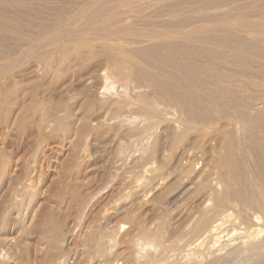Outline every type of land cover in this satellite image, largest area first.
<instances>
[{
    "label": "bare ground",
    "instance_id": "bare-ground-1",
    "mask_svg": "<svg viewBox=\"0 0 264 264\" xmlns=\"http://www.w3.org/2000/svg\"><path fill=\"white\" fill-rule=\"evenodd\" d=\"M17 126L72 147L75 163L60 187L70 199L42 212L37 192L14 196L0 217V264H18L20 251L22 264H114L120 245L132 264H172L180 252V264H264V0H0V131ZM107 130L145 137L146 149L131 157L135 174L105 186L112 202L80 213L73 251L70 213L91 185L72 174ZM179 154L191 160L175 170ZM184 198L199 208L172 255L138 207ZM12 215L19 240L8 237ZM226 238L235 244L222 256Z\"/></svg>",
    "mask_w": 264,
    "mask_h": 264
},
{
    "label": "rangeland",
    "instance_id": "rangeland-1",
    "mask_svg": "<svg viewBox=\"0 0 264 264\" xmlns=\"http://www.w3.org/2000/svg\"><path fill=\"white\" fill-rule=\"evenodd\" d=\"M31 76H32V73H31ZM81 87H82V84H76L74 89L71 88V89L66 90V91H65V88L62 87L64 90L59 91L58 96L61 97L63 95V97L65 96L64 99H68L69 95L77 93ZM136 116L137 115H135V117ZM132 117L134 118V114ZM22 124H23V122H22ZM19 127L21 128V126H19ZM27 127H25V129L23 128L21 130L20 128L18 129V126H17V127H15L16 129L14 128L9 133V135L8 134H6V135L2 134V132L0 131V173L3 171L2 169L4 168V165H2V164H7V163L10 164V169L7 170V174H6L5 178L3 177L4 179L2 178L3 180L1 182V184L2 183L3 184L1 185V190H0V217H1L2 213L4 211H6V209L9 208V206L13 203L12 201L14 200V196L15 197L17 196L18 198L22 199L23 196L26 195L28 190L33 191V192H37L38 195L40 196V199L38 196V199L35 203H36V207L39 208V210H41L42 212H43V210L45 211V210L49 209V207H51L55 204L57 205L60 202V200L63 199L64 197L65 198L67 197L68 199H70L69 194L66 193V195H67L66 196L64 194L65 192H63L64 190L60 191V187H61L63 181L65 179H67L68 176L69 177L71 176L72 164L75 163V162L72 163V153H73L72 150H73V148L72 147L69 148V146L62 147L59 144V139H57V138H54V139L53 138H49V139L43 138L40 135H38L37 132L33 131L30 127H28V128ZM132 127H133V125L130 126V128H132ZM128 130H129V128L127 129V131ZM109 131L110 130H107L108 133L105 131V133H103L104 135L100 134L101 136L99 135V137H97L95 140L89 139L87 145L88 144H90V145L87 146L88 149L86 148L87 153L89 155L88 160L83 165L84 167L80 169V172L78 175H76V172H74L72 174L76 179L80 180V182H82V181L84 183L90 182L88 184H89V186L91 185L92 187L90 186L91 187L90 188L89 186H87V187H89V192H88V190H85L86 195L84 194V197L82 195L81 199L79 198L80 202L79 201H78V203L76 202L78 204V206H77V204H75V207H74L75 209L73 208L71 210L72 212L70 213V215H72L71 216L72 218L70 217L71 219H69L70 223H71L70 224V227H71L70 231L73 227L76 228L77 223L80 222L79 221V220H81L80 218H82V216L85 213H87V214H85L83 217H85L86 215L89 216L90 214H91V216H93V214H96L100 208L102 209L106 204H108L109 201L112 202L111 199L113 200V198L117 194L116 190L115 189H113L114 191L112 189L111 190L108 189L109 191L104 190L105 186H107V184H109L108 182H111L112 179L114 180L116 178V176L118 175V173H119V175H121V174H124V171H125L126 174H128V175L129 174L131 175V173L135 174L136 171L133 172L131 169L132 168L131 167V165H132V163H131L132 158L131 157L132 156L137 157L138 154L141 156L142 154H140V153L143 151L142 153L144 154V151L146 149V148H144L145 147L144 146L145 140H143V139H146L145 137H143V138L139 137L138 138L137 136H135V135L133 136V135L129 134V132L124 131V130L119 131L121 134L119 132L117 133L116 131H111L112 133ZM106 133H107V135H106ZM115 133H117V134H115ZM1 136H2V138H1ZM137 139H140V140L142 139L143 141L141 140L142 141L141 142L140 140H137ZM146 142H147V140L145 141V145H146ZM165 144H166V146H165ZM163 145L167 149L170 147V145H167V142H165V141L163 142ZM141 149H142V151H141ZM167 149L164 148V151L168 152L171 150V149H168V151H167ZM137 152H140V153H137ZM166 152H165V154H167ZM135 154H136V156H135ZM120 158H121V160H120ZM126 158L130 159V160H126L127 161L126 162L125 161ZM122 159H124V160H122ZM190 160H191V156H189V155H187V156H183V155L181 156L180 154L177 155V157L175 159V163H174L175 170H177V167L183 168V167H185V165L187 166L189 164ZM121 161H122V163H121ZM124 161H125V163L123 164ZM128 161H129V163H128ZM177 163H179V164H177ZM175 164L177 165V167L175 166ZM116 169H118V170H116ZM113 177H115V178H113ZM104 184H106V185H104ZM33 187H35V188H33ZM87 187H86V189H88ZM26 189H28V190L25 192ZM90 191L92 194L95 193L93 195V197L96 196V194L97 195L99 193L100 194L98 196L94 197L95 199L93 198V200H92L91 196H88L91 194ZM111 195H113V197ZM21 196H22V198H21ZM85 197L87 198V200L89 199V201L92 203V204H90V206H88L89 205L88 203H90V202L87 203L88 205L85 203L87 201V200H84V199H86ZM65 198H64V200H68L67 198L66 199ZM183 201L184 200L181 199L180 201H178L177 203H175L173 205L172 204L166 205L165 207L168 206L167 207L168 209L164 207L166 210L163 208V209H161V211L159 210L160 212L159 211L155 212L154 210H152L151 206L149 204H145V202H142L138 207V214L140 213L139 216H141L140 218H142L145 221L144 222V224L146 223L145 225H147L153 229L154 228L158 229L161 226L160 228L162 230L164 229L163 232L166 235L165 237H167V238H165V241H167L166 242L167 244L164 242V246H166V247H171L175 242H177V240H179V238L181 240L178 241L177 243H182L183 241L187 240V237H186V235L188 233L187 227L190 226V224H191L190 220L192 221V219L194 217L193 215L198 210L197 207L199 208L198 203L196 202L195 199H189L188 200L186 198L184 201L185 203ZM82 204H85L84 207ZM91 210H92V212H91ZM83 212H85V213H83ZM80 213L83 214L81 217H79ZM7 222L9 223L8 224L9 225L8 237L10 239L13 238V239L19 240L20 239L19 236L21 235V232L19 230L18 224L16 223L15 216L14 215L10 216V218L8 219ZM72 223H74V224H72ZM125 224L128 225L127 222H125ZM76 229H72L73 230V233H72L73 238L70 241L71 244H69V248H71V250H73V251H75L74 249H76V251H77V249L80 251L81 248L78 245V242H79L78 241V239H79L78 235H80V233H78L79 230L74 231ZM132 234L129 237H126L123 241L127 242V240L132 239L134 237V233H132ZM233 235L231 233L232 239L235 240L234 238L236 236L233 237ZM231 236H230V238H231ZM169 238H171V239H169ZM175 238L176 239L178 238V239L175 242H173L175 240ZM224 240L226 241L225 243H228V246H227L228 248L225 247L224 250L219 252V254H222V256H224L228 252V250L231 249L232 243H233V245L235 244L232 240L227 242V240H228L227 238ZM168 241H170L169 242L170 244H172V243L173 244L170 245L168 243ZM73 245L74 246L76 245V246L74 247ZM175 245H173L172 248H169V250L174 249ZM121 246H123V245L118 246L117 249L113 251V253H115V254L112 253L111 258L114 261L113 263L114 264L115 263L116 264H118V263L130 264L131 263L132 264V262L127 260L128 259L127 258L128 254L126 253L127 248L125 246H123V247H121ZM221 248H224V247H221ZM15 250L16 251L18 250L17 252H19L21 249H20V247H18ZM15 250H14V252H15ZM151 250H154V249H151ZM148 251H150V248ZM20 252L18 253V257L16 258V259H18V260H16V263L19 260L21 261V262L19 261L18 264H22V262H23L21 257H19ZM145 252H147V251H145ZM174 252L179 253L180 251L177 252V250H172V255H175ZM180 254H182V253L180 252L179 254H177L175 256L176 258L175 257H173V259L170 258V260H169L170 263L176 264L177 263L176 261L180 260L181 259L180 257H182V256H180ZM16 255L14 257H16ZM121 255H123V256H121ZM178 255L180 256L179 258H177ZM240 257H243V258H240ZM240 257H239L240 260L238 258L235 261H233L234 263L232 262V264H249V261L244 256H240ZM174 258L176 259L175 260L176 263L174 262ZM119 260H121V261L119 262ZM208 260H210L209 256H207V258L204 259L203 263L206 264L208 262ZM169 261H167V262H169ZM205 261H206V263H205ZM73 262H75V260H71V263H73ZM178 263H179V261H178ZM160 264H162V263H160ZM224 264H231V263H224Z\"/></svg>",
    "mask_w": 264,
    "mask_h": 264
}]
</instances>
